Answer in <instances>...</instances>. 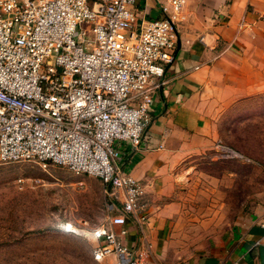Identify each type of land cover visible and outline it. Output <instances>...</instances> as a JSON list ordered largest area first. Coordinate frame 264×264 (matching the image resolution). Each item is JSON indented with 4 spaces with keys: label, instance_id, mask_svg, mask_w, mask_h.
<instances>
[{
    "label": "built area",
    "instance_id": "2783aa9c",
    "mask_svg": "<svg viewBox=\"0 0 264 264\" xmlns=\"http://www.w3.org/2000/svg\"><path fill=\"white\" fill-rule=\"evenodd\" d=\"M136 1L0 0V163L50 162L99 178L121 207L111 213L110 204L92 230L104 239L94 258L112 253L116 264H141L117 238L125 214L143 207L142 187L120 167L121 146L147 148L153 96L186 18V0H154L161 16L139 21Z\"/></svg>",
    "mask_w": 264,
    "mask_h": 264
},
{
    "label": "crops",
    "instance_id": "0c3cea01",
    "mask_svg": "<svg viewBox=\"0 0 264 264\" xmlns=\"http://www.w3.org/2000/svg\"><path fill=\"white\" fill-rule=\"evenodd\" d=\"M183 10L176 58L153 96L147 148L121 146L120 167L142 187L143 207L135 218L125 214L126 233L117 238L141 264H264V209L196 237L179 229L182 181L215 143L214 114L264 91V0H186ZM136 11L139 21L161 16L154 0H142ZM116 202L111 213L120 211Z\"/></svg>",
    "mask_w": 264,
    "mask_h": 264
},
{
    "label": "rangeland",
    "instance_id": "374dc122",
    "mask_svg": "<svg viewBox=\"0 0 264 264\" xmlns=\"http://www.w3.org/2000/svg\"><path fill=\"white\" fill-rule=\"evenodd\" d=\"M213 123L215 143L191 164L179 197V229L193 237L264 209V91L226 103ZM110 204L97 177L50 162L0 163V264H115L113 254L95 260L91 233Z\"/></svg>",
    "mask_w": 264,
    "mask_h": 264
}]
</instances>
